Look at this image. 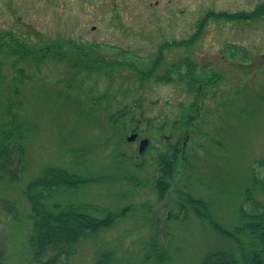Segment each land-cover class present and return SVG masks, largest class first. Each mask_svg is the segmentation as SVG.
Here are the masks:
<instances>
[{
    "label": "rangeland",
    "instance_id": "rangeland-1",
    "mask_svg": "<svg viewBox=\"0 0 264 264\" xmlns=\"http://www.w3.org/2000/svg\"><path fill=\"white\" fill-rule=\"evenodd\" d=\"M8 1L0 0L2 29L11 27L17 10H27L21 0H13L12 8ZM263 3L264 0H97L83 4L81 0L79 10H74L79 12L82 38L100 45L131 46L140 68L145 60L146 69L160 65V78L167 74L171 49L167 48L159 62L150 46L184 43L191 33L192 43L196 44L192 49L197 54L202 53L204 43L210 45V50H215L217 44H235L241 54L254 61L251 70L240 73L238 78L230 76L217 98L206 102L203 117L186 145L190 165L195 167L188 166L172 190L185 191L208 203L213 221L230 231L239 225L242 209L251 211L253 202L264 209V184L256 180L264 179V18L246 22L207 18L224 12H253ZM30 17L35 19L34 14ZM48 19V29L53 31L54 21ZM203 22V33L196 35ZM63 28L62 25L60 29ZM174 51L179 53L177 48ZM0 65L4 85L10 90L8 99L21 104L13 110L15 118L24 122L28 131L24 134V163L13 171L19 160L13 153L6 172L0 170V264L47 261V257L39 261L33 258L32 210L24 191L49 166L95 179L77 190L63 191L55 200L92 204L120 214L111 228L86 236L72 254L60 257L54 264H95L108 252L122 264H203L210 254L220 251L239 255L236 243L215 231L209 218L198 217L190 206L182 212L175 192L161 201L158 198V158L168 152L166 144L177 142L173 124L180 125L183 105L194 101L182 92V84H167L156 77L142 85L136 73L125 70L123 80L135 83L128 96L119 92L120 79H113L112 86L111 80L99 77L96 84L90 73L76 70L71 80L73 69L58 61L36 68L34 59L20 62L17 56L0 52ZM21 69L30 78L23 79L18 74ZM20 79L25 83L16 84ZM16 89L18 95L14 94ZM134 99L143 108L131 110L128 116L136 115L145 122L140 125L142 133L136 131L137 141L128 142L135 123L125 129L122 123L114 125L113 118ZM7 104L3 101L0 108V131L7 121ZM147 120H151L150 127L145 124ZM166 123V129L160 130ZM178 137L184 142L183 134L179 132ZM142 139L148 144L140 154ZM90 213L104 216L97 211ZM258 250L259 245L252 248L254 252Z\"/></svg>",
    "mask_w": 264,
    "mask_h": 264
},
{
    "label": "trees",
    "instance_id": "trees-1",
    "mask_svg": "<svg viewBox=\"0 0 264 264\" xmlns=\"http://www.w3.org/2000/svg\"><path fill=\"white\" fill-rule=\"evenodd\" d=\"M213 16H215L216 19H225L227 22L236 20L244 22L256 21V18H264V3L253 12H240L235 14L224 12L218 13L217 15L209 14L207 20ZM205 26V22L201 23L196 34L201 35ZM229 45V48L234 50L233 44ZM5 48L6 45H1L0 52H5L15 57L17 56L19 60L22 59L24 61L27 56L32 55L36 68H40L41 64L44 65L50 61H57L56 55L48 51L43 52V56H40V53L14 51L11 49L5 50ZM235 51L242 62L240 65L241 73H246L251 70V68L254 67V63L250 64L251 62L248 61L249 58L241 54L237 47H235ZM79 54L75 64L69 67L73 69V72L70 69L72 74L70 72L69 79L71 78V80H74L73 74L76 70L90 73L92 78L95 79L96 84L97 79L101 77L102 74H105L108 79L111 80L112 86L115 84L113 79H120L119 92L122 94L128 93V96L134 89L132 85L135 83L123 80L125 70H128L132 74L136 73L142 85L149 79L156 77L157 80L160 81L173 82V78L168 77V75H165L164 78L157 76L160 67L159 64L146 69L148 62L145 60L142 61L143 68H140L136 63L137 56L134 55L132 51L113 50L111 53V60H107L105 54H103L100 49H93L90 51L81 49ZM59 57L60 55H57V58ZM14 64L15 67L17 64ZM2 68L3 67L0 65V108L3 101L8 103L6 107L7 121L1 126L0 131V170L4 173L6 172V166L11 163L10 158L14 156L13 153H16L19 159L18 167L13 171H17L24 163L26 154L25 147L27 144L24 134L26 135L28 131L26 132L25 123L18 122L15 118L13 110L16 108L15 106L18 108L21 104L8 99L10 90L8 86L4 85L5 75L2 74ZM200 70L201 69L198 71ZM18 74L22 76L23 79L30 78L25 74L23 69L19 70ZM67 74H69V72H67ZM23 79L17 80L16 84H24L25 82H23ZM13 81H16V77L13 78ZM192 82L194 83L193 85H199L201 82H205V78L201 74H195ZM70 85L73 88V85ZM14 94H19L18 89L14 90ZM193 100V103L183 105L181 118L179 120L180 125L177 124L178 122L173 124L177 142L166 144L168 146V152L162 153L158 158V173L155 189L158 192L160 201L165 199L171 192H175L172 191L174 190V184L178 177H180L185 170H188V166L192 169L195 167V165H190L192 160L187 153L186 145L192 136V130L196 128L198 122L203 117L204 107L209 99L195 98ZM135 101L136 99H134V103L127 105L126 108L124 107L116 113L117 118L114 116L113 124L118 125L122 123L123 127L126 129V127L132 126L135 123L133 132L139 131L142 133L140 125L145 121L138 120L136 115L128 116L131 110L142 108V106L140 107ZM113 119H111V121H113ZM150 121L151 120H147L145 123L148 127L151 126ZM166 127L167 123L160 130H165ZM179 132L184 135V142H182V140L179 141ZM8 173L5 174L8 175ZM165 179L166 181L164 182ZM256 180L259 184H264V179L257 178ZM93 182H95V179L87 178L85 175L74 173L62 167L49 166L39 177L33 179L27 185L24 194L32 210L33 230L30 236V244L34 260L39 261L47 257V261H45L44 264H54L60 257L72 254L76 250L77 245L86 236L96 234L114 225L120 214H115L108 209L98 208L92 204H77L72 201L55 200V197L61 196L63 191L71 192ZM262 187L264 188V185H262ZM175 193L178 196L177 206L180 207L182 212H185L191 207L198 217L209 218L215 231L228 237L232 242L236 243L238 247L239 255L231 251H220L215 254H210L203 264H264L263 208L260 209V207L253 202L251 211L242 209L239 217V225L230 231L221 224L213 221L212 212L209 211L210 208L208 203L202 201V199H196L193 195L186 194L187 192L185 191ZM91 211L103 213L104 216L95 217L90 213ZM241 238H246L248 240L243 241ZM258 245L261 250L252 251V248ZM95 264H122V262L117 259L114 253L108 252L102 254Z\"/></svg>",
    "mask_w": 264,
    "mask_h": 264
},
{
    "label": "flooded vegetation",
    "instance_id": "flooded-vegetation-1",
    "mask_svg": "<svg viewBox=\"0 0 264 264\" xmlns=\"http://www.w3.org/2000/svg\"><path fill=\"white\" fill-rule=\"evenodd\" d=\"M82 1L83 4L97 2V0ZM98 1L108 3L110 0ZM12 2L13 0L7 2L8 7L12 8ZM21 2L26 3L27 10L25 12L17 10L13 15L15 20L12 21L11 27L0 28V46L6 45L5 50L40 53V56H43V52L48 51L56 55L59 63H66L68 66L75 64L81 49L89 51L100 49L107 60H111L113 50H132L131 46L119 47L109 43L100 45L90 39L82 38L79 32V12H74V10H79L81 0H21ZM32 14L35 19L30 17ZM48 18H52L54 21L53 31L48 29ZM62 25L65 28L60 29ZM92 30H95L94 26ZM192 36L191 33L189 39H183L184 43L154 44L150 47L153 52L158 54L159 62L167 48L171 49L167 56V62L169 61L170 65L166 67V75L173 78L174 83L183 85L181 89L185 96L188 94L190 99H216L220 90L223 89V83L230 76L238 78L241 73L242 62L235 51L236 45H232L233 50L229 48V44L225 46L217 44L214 45L215 50H210V45L204 43L201 44L202 53L200 55L193 52L192 47L196 44L192 43ZM174 48H177L179 53H175ZM212 51L214 53H210ZM57 55L60 57L57 58ZM33 58L32 55H29L25 60L29 61ZM248 61L251 62L250 64L254 63L250 58ZM199 69L201 70L198 71ZM195 74H201L205 78V82L193 85L192 79ZM101 77L108 78L105 74H102Z\"/></svg>",
    "mask_w": 264,
    "mask_h": 264
},
{
    "label": "water",
    "instance_id": "water-1",
    "mask_svg": "<svg viewBox=\"0 0 264 264\" xmlns=\"http://www.w3.org/2000/svg\"><path fill=\"white\" fill-rule=\"evenodd\" d=\"M136 138H137V134H132L130 137H128V141H134V140H136ZM147 144H148L147 140L141 141L140 148H139L140 153H142L144 151Z\"/></svg>",
    "mask_w": 264,
    "mask_h": 264
}]
</instances>
